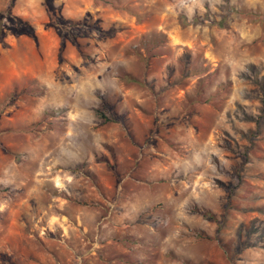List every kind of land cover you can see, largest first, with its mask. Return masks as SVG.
I'll list each match as a JSON object with an SVG mask.
<instances>
[{
	"label": "rangeland",
	"instance_id": "rangeland-1",
	"mask_svg": "<svg viewBox=\"0 0 264 264\" xmlns=\"http://www.w3.org/2000/svg\"><path fill=\"white\" fill-rule=\"evenodd\" d=\"M0 264H264V0H0Z\"/></svg>",
	"mask_w": 264,
	"mask_h": 264
},
{
	"label": "trees",
	"instance_id": "trees-1",
	"mask_svg": "<svg viewBox=\"0 0 264 264\" xmlns=\"http://www.w3.org/2000/svg\"><path fill=\"white\" fill-rule=\"evenodd\" d=\"M45 2H47V0H44Z\"/></svg>",
	"mask_w": 264,
	"mask_h": 264
}]
</instances>
